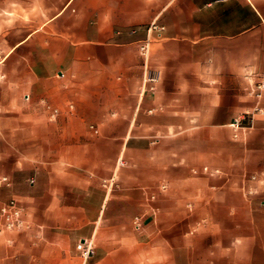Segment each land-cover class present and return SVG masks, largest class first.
Here are the masks:
<instances>
[{"label":"crops","instance_id":"0c3cea01","mask_svg":"<svg viewBox=\"0 0 264 264\" xmlns=\"http://www.w3.org/2000/svg\"><path fill=\"white\" fill-rule=\"evenodd\" d=\"M263 71L264 0H0V205L17 199L33 225L0 233V264H79L84 239L120 264L136 215V264H264V180L246 199L242 172L203 171ZM42 97L74 116L47 120ZM255 126L241 153L259 146L262 168Z\"/></svg>","mask_w":264,"mask_h":264},{"label":"rangeland","instance_id":"374dc122","mask_svg":"<svg viewBox=\"0 0 264 264\" xmlns=\"http://www.w3.org/2000/svg\"><path fill=\"white\" fill-rule=\"evenodd\" d=\"M250 97H251V104L250 108L247 109L244 112L239 113L235 118H240L245 116L246 119L243 121L242 127L235 129L230 124L234 121V119L230 122L228 127L218 128L216 130L215 136L217 140V163L222 165L220 168H209L208 174L211 175H219L222 172H242L241 181H239V184L237 185V188L239 189L242 196L246 199H250L251 197L255 196L256 194L249 195L244 189L251 186L253 189L258 191L257 184H260L258 182H262L264 180V166L262 168L260 167L261 160L258 158V150L260 149L259 146H251L249 147V154L243 155L241 153V149H244L247 143L251 142V138L254 136L255 133V124L258 120L264 119V71L262 75L259 76V80H254L250 82V87L248 90ZM26 100H28L29 103H32L30 97L26 96ZM35 106L37 108L40 107V109L43 112L44 117H46L47 120L51 121H59L61 118L66 117H73L75 107L73 103H60L49 101L46 97H42L39 100L34 102ZM51 106L52 108H57L59 110L58 114L56 116H52V111L48 107ZM261 108L263 112L260 110H256V108ZM248 114L250 116H254L253 121H251V117H248ZM89 132L92 136H98L100 135V131L95 132L94 129L91 127L89 128ZM185 136H189L187 134H190V130H184ZM202 132V131H201ZM205 136H208V133H201V138H206ZM159 138V137H158ZM235 143V144H234ZM237 143V144H236ZM235 145V146H234ZM229 150L233 152V155H231V152L229 153V156L233 159H229V156H226L225 151ZM124 161V164H120L119 160L117 161L118 166L123 167L127 165V161L124 157L120 158ZM229 164L231 166H229ZM226 165L228 167L226 168ZM218 170V172H216ZM256 174L257 180L251 181L250 176ZM2 182H5L6 184H9V178L7 181H3V177L1 178ZM30 182H33L32 179H30ZM109 185V182H105V184ZM245 188V189H246ZM247 190V189H246ZM12 199V198H11ZM158 199V196L156 197V200ZM10 200V199H9ZM23 207V206H22ZM24 216H25V210H24ZM26 218V217H25ZM30 224V227L23 230L18 231H27L32 229L33 225L28 221ZM141 231H136L133 226V222L131 224H123L121 225V234H122V244H124V248L127 251H130L134 248V242L135 237L140 236ZM94 243V251L96 250V243ZM122 256L120 258H117V261L120 264H136L135 262V254L132 255ZM78 253V252H77ZM79 255L80 263L82 264V259ZM92 257V256H91ZM95 259V260H94ZM99 259V260H98ZM116 259V258H115ZM148 260H151L152 264H161L160 257L153 256L149 257ZM93 261H101L100 264H113L114 258H91L87 262V264H92Z\"/></svg>","mask_w":264,"mask_h":264},{"label":"built area","instance_id":"2783aa9c","mask_svg":"<svg viewBox=\"0 0 264 264\" xmlns=\"http://www.w3.org/2000/svg\"><path fill=\"white\" fill-rule=\"evenodd\" d=\"M165 29V26L160 25L157 21H153L148 27H147V38L143 41L140 42L139 45V49H140V53L143 56H147L149 53V47H150V37L154 32H161ZM146 80L148 81H152L155 82L156 78L155 77H148ZM154 85L151 86V89H154ZM51 111H52V116H56L59 112V110L57 108H52L51 106H48ZM256 110H260L261 112L262 109L260 108H256ZM248 117H251V121H253L254 116H250V114H248ZM246 119L245 116L240 117V118H235L234 121L230 124L232 127H234L235 129H238L240 127H242L243 121ZM92 129H94L95 132H98V128L94 125L90 126ZM119 163L120 164H124V161L119 159ZM203 171L208 173L209 172V168L208 167H204ZM194 172H196L194 170ZM216 172H218V170H216ZM257 175H251L250 179L251 181L257 180ZM8 178L7 177H3V181H7ZM166 186L163 185L162 188H165ZM246 188V187H245ZM243 187V189L249 194H256L257 191L255 189H253L251 186H249L248 188L245 189ZM156 199V195L155 194H151L148 197V201L151 203L153 201H155ZM262 204H264V201L262 202ZM149 208L151 209V211L154 213L155 209L152 205L149 206ZM133 226L134 229L136 231H142L144 228V215H136L133 218ZM30 227V224L28 222V220L25 218L24 216V208L22 207L21 203L15 199L12 198L4 203H2L0 205V233L6 232V231H18V230H23V229H27ZM193 232V231H191ZM77 251L80 254V257L82 259V264H87V262L89 261L90 257L94 254V243L92 239H84L81 240L77 246Z\"/></svg>","mask_w":264,"mask_h":264}]
</instances>
